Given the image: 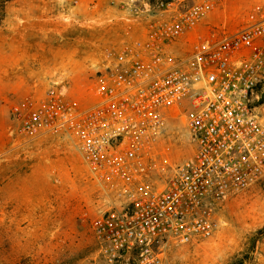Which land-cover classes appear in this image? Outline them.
I'll list each match as a JSON object with an SVG mask.
<instances>
[{
	"label": "built area",
	"instance_id": "2783aa9c",
	"mask_svg": "<svg viewBox=\"0 0 264 264\" xmlns=\"http://www.w3.org/2000/svg\"><path fill=\"white\" fill-rule=\"evenodd\" d=\"M228 1L111 0L135 34L107 49L90 99L61 72L43 94L10 101L12 144L62 136L94 181L116 189L91 223L105 264H163L170 245L212 233L216 205L264 181V0L236 30L207 21ZM179 105L193 153L150 189L144 157Z\"/></svg>",
	"mask_w": 264,
	"mask_h": 264
},
{
	"label": "rangeland",
	"instance_id": "374dc122",
	"mask_svg": "<svg viewBox=\"0 0 264 264\" xmlns=\"http://www.w3.org/2000/svg\"><path fill=\"white\" fill-rule=\"evenodd\" d=\"M90 1L79 0L68 20L65 7L73 0H13L6 7L0 58L15 45L16 67L0 91V264L106 263L91 223L112 205L116 189H103L91 178L68 139L45 135L12 144L9 135L12 99L43 94L65 72L72 93L88 101L107 49L135 34L111 0L98 9ZM257 3L263 0H229L207 21L236 30ZM259 111L264 117V103ZM185 112L183 105L168 110L144 157L150 189L163 187L193 153ZM211 218L209 236L170 245L163 264H264V235L256 238L264 227V181L216 205Z\"/></svg>",
	"mask_w": 264,
	"mask_h": 264
},
{
	"label": "crops",
	"instance_id": "0c3cea01",
	"mask_svg": "<svg viewBox=\"0 0 264 264\" xmlns=\"http://www.w3.org/2000/svg\"><path fill=\"white\" fill-rule=\"evenodd\" d=\"M15 50L16 47L13 45L11 53H9L4 59L0 58V91H2L7 85L5 78L10 74L11 70L15 69L16 67L14 58Z\"/></svg>",
	"mask_w": 264,
	"mask_h": 264
},
{
	"label": "trees",
	"instance_id": "16d2710c",
	"mask_svg": "<svg viewBox=\"0 0 264 264\" xmlns=\"http://www.w3.org/2000/svg\"><path fill=\"white\" fill-rule=\"evenodd\" d=\"M11 1H13V0H0V26L2 25V23L6 17V7H7L8 3ZM257 234L258 235L256 236V238L263 236L264 235V227L261 228Z\"/></svg>",
	"mask_w": 264,
	"mask_h": 264
}]
</instances>
